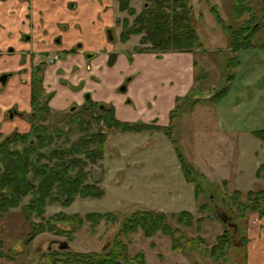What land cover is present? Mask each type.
Here are the masks:
<instances>
[{
  "label": "rangeland",
  "instance_id": "obj_1",
  "mask_svg": "<svg viewBox=\"0 0 264 264\" xmlns=\"http://www.w3.org/2000/svg\"><path fill=\"white\" fill-rule=\"evenodd\" d=\"M88 1L87 9L92 3V0ZM146 1L130 0V4L140 12ZM208 1L217 4L223 18L235 27L248 17L247 13L240 20L233 16L234 0ZM97 3L101 4L102 0ZM193 5L197 28L205 43L202 49L190 52L158 54L140 50V35L131 36L129 45L124 46L118 37L115 41H108L103 31L104 13L93 19L95 23L87 20L86 34L97 36L102 49L111 48V53L118 52L117 64L124 65L122 57L125 56L129 66L140 73L136 82L129 79L132 75L125 74L124 81L116 86L117 93H113L108 86L117 80L118 75L113 67L116 63L109 66L108 59L100 67L103 70L104 66V71L96 72L97 82L91 83H102L106 100L101 102L112 105L120 121L135 125L155 124V127L127 132L104 127L108 137L104 157L96 163L88 159L89 164L84 168L88 172L86 182L103 189V195L96 198L77 196L68 207L51 203L42 218H35V221H47L56 213L85 216L91 212H112L118 216V221L106 223L103 220L97 226L85 221L73 232L71 224L57 222L58 232L44 231L27 242L31 225L24 218L21 206L12 208L0 214V264H51L52 259L63 257L67 251L101 252L109 245L123 220L139 209L164 211L169 216L188 210L195 217L192 227L180 225L170 218L173 225L180 227L182 235L194 239L189 242L188 249L174 250L171 238L161 232L151 238L145 237L141 231L130 234L126 239L130 255L143 252L147 264H248L249 259L257 261L258 235L264 216L252 211L248 212L246 220L249 238L246 247L240 246L241 236L235 234L225 260H214L208 250L226 225L232 228L229 224L238 223L233 220L229 205L221 202L223 192L232 193L239 189L243 192L241 200L245 202L247 191L264 189V179L256 177L257 168L264 163V143L251 135L252 130L264 128V118L261 117L264 115V47H260L264 27L257 36L256 47L234 52L229 36L212 14L208 2L194 0ZM252 5L260 13L262 5L256 2ZM125 18L130 19L128 12L120 11L117 23L118 19L123 21ZM120 30V27L114 29L113 36L119 35ZM186 57L189 62L183 61ZM233 57L240 59L238 67L229 65ZM230 75L233 78L228 81ZM194 76L192 97H209L228 83L230 88L221 101L185 103L171 117V110L177 104L175 99L180 97L182 100L190 93ZM171 82L175 87H170ZM4 89L2 86L0 92ZM94 90L86 86L81 96L84 103L89 99L97 101ZM10 112L6 118L10 117ZM73 117L71 113L58 115V111H52L47 123L52 127L64 126L66 131L52 136L51 147L69 146L80 137L74 128L68 131ZM19 119L29 122L22 116L12 122ZM177 149L195 170L220 184L221 191L203 181L196 197V187L186 177ZM224 180L228 181L227 185L223 184ZM27 201L28 198L23 203ZM51 222L55 220L51 219ZM62 242L68 243L69 248L60 249Z\"/></svg>",
  "mask_w": 264,
  "mask_h": 264
},
{
  "label": "trees",
  "instance_id": "obj_2",
  "mask_svg": "<svg viewBox=\"0 0 264 264\" xmlns=\"http://www.w3.org/2000/svg\"><path fill=\"white\" fill-rule=\"evenodd\" d=\"M210 10L223 31L229 36L231 48L234 52L250 50L256 47L257 36L264 27V0H234L232 14L240 20L247 13L248 17L235 27L227 23L219 11L217 4L209 3ZM252 2L261 4L260 13L254 10ZM260 2V3H259ZM120 9L134 16L132 20L125 18L122 21L120 40L128 41L133 35H140V50H149L158 54L178 51H197L204 47V40L199 34L196 22L194 0H147L140 12L131 6L130 0H119ZM199 17H202L200 14ZM264 47V39L260 44ZM238 57L229 61L230 66L238 67ZM44 65L38 64L33 70L31 86V111L25 113L31 128L26 133L14 132L0 142V214L12 208L21 206L24 218L31 225L28 240L32 241L44 231L58 232L57 222L69 223L71 231L81 227L85 221L97 226L101 221L114 223L118 216L112 212H91L82 216L78 213H56L47 221H35L42 218L45 208L51 203H59L68 207L74 203L77 196L101 197L103 189L87 183L88 172L84 170L88 159L96 163L104 157L107 135L104 127L121 130L153 129L154 125L139 123L138 125L123 122L116 118L112 105L90 101L83 107L73 109V119L69 123V130L74 128L80 137L67 146H52L54 135H61L66 131L64 126H50L47 121L52 115L49 105V96L43 87ZM233 75L228 77V81ZM230 88V83L215 91L209 97L191 96V92L182 100L177 97V104L171 111L172 116L185 103L211 100L218 102L223 99ZM83 110L81 111V109ZM89 115V116H87ZM170 128V127H169ZM168 128V129H169ZM264 143V128L252 132ZM180 165L191 183L196 187V197L200 194L202 182H206L216 191H221V185L214 183L199 170H195L180 150H176ZM256 177L264 179V163L256 170ZM227 180L223 181L227 185ZM243 192L239 189L232 193L223 192L222 203L229 205V212L233 216L232 228L226 225L222 234L209 248L210 256L218 261L225 260L233 244L235 234L241 236L240 246L246 247L249 238L246 235V220L248 212H256L264 216V189L249 190L245 194V202L241 200ZM28 198L26 203L23 201ZM173 218L180 225L192 227L195 223L194 215L188 210L174 212L169 216L164 211L155 209H139L126 217L113 236L109 245L101 252H72L63 253V257L52 259L51 264H147L145 254L138 252L134 256L129 253L126 239L130 234L141 231L145 237L151 238L161 232L171 238L174 250L188 249L189 242L194 241L182 235L180 227L171 223ZM240 220H244L241 222ZM199 221V220H198ZM55 254V253H54Z\"/></svg>",
  "mask_w": 264,
  "mask_h": 264
},
{
  "label": "crops",
  "instance_id": "obj_3",
  "mask_svg": "<svg viewBox=\"0 0 264 264\" xmlns=\"http://www.w3.org/2000/svg\"><path fill=\"white\" fill-rule=\"evenodd\" d=\"M89 2L88 0H0V75L2 73L11 75L7 83H0V89L2 86L5 87L4 92H0V132L8 133L15 129L19 132L30 130L29 122L20 119L12 122V120L21 117L18 112L31 110L33 62L40 60L42 56L40 57L39 53L47 50L71 49L81 44L76 52L45 67L44 85L48 92H53L50 105L54 110H68L70 107L83 105L81 96L86 86L95 89L97 101L94 102L102 103V100H106L102 83L99 82L98 85L91 83L97 82L96 72L104 71V66L103 70L100 67L109 59L108 56L112 50L111 48L102 49L97 36L89 37L86 34L85 26L87 20L95 23L93 19L98 14L101 16L104 13L106 22L103 24L105 28L103 31L108 39L106 29L111 28L113 32L114 29L120 27L117 23V16L121 10L119 0H102L101 4L97 3V0H92L87 9L86 5ZM120 33L114 36L113 41L117 37L120 40ZM58 34L63 37L61 43L57 45L54 43V38ZM131 39L123 42L124 46L129 45L128 42ZM103 41L105 44L104 37ZM108 41L111 40L108 39ZM88 52L93 53L92 58L87 57ZM32 53L38 55L34 60L31 57ZM116 55L118 56V52ZM122 58L124 65L117 64L116 59L114 62L116 64L111 65L118 75L117 80L108 86L113 93H117L116 86L124 81L125 74L132 75L129 79H135L134 82L140 75L136 73V69L129 66L125 56ZM183 61L189 62V57L183 58ZM141 81L146 83L145 80ZM195 82L194 76L190 91L192 93ZM171 86L175 87L173 82ZM122 104L126 105L124 102ZM13 108H16L17 114L6 118V112ZM129 108L131 107L128 106ZM261 117L264 118V115ZM252 132L253 130L251 135H254ZM258 236L260 244L258 259L257 261L249 259L248 264H264V217Z\"/></svg>",
  "mask_w": 264,
  "mask_h": 264
},
{
  "label": "flooded vegetation",
  "instance_id": "obj_4",
  "mask_svg": "<svg viewBox=\"0 0 264 264\" xmlns=\"http://www.w3.org/2000/svg\"><path fill=\"white\" fill-rule=\"evenodd\" d=\"M119 7H120V3H119ZM120 10H121V9H120ZM121 11H122V10H121ZM126 12H127V11H126ZM129 18H130V20H132V19L134 18V16L129 15ZM118 23H119V25H120V27H121V31H122V20L118 19ZM120 34H121V33H120ZM62 37H63V36H62L61 34L56 35L55 38H54V43L57 44V45H58L59 43H61V39H62ZM79 47H81V44H79V46L76 45L75 47H72L71 49H65V48H61V49H58V50L52 49V50H47V51H45L44 53H39V56H40V57L42 56V58H41L40 60H37V61L33 62L32 75H31V86H32V80H33V70H34V68H35L38 64L42 63V64L44 65V70H45V67H46L47 65L55 64L57 61L66 58L67 55H69L70 53H74V52H76V51L78 50ZM31 57H32V59L34 60L35 57H38V55H37L36 53H32V54H31ZM36 63H37V64H36ZM35 64H36V65H35ZM44 70H43V72H42V74H43V87L45 86V85H44ZM5 75H7V79H6L5 82H3V81L0 80V83H1V84H5V83H7L9 77L11 76L10 73H2V74L0 75V79H1L3 76H5ZM44 91H45V93L49 96V105H50L51 98L53 97V92H48V91L46 90L45 87H44ZM30 104H31V97H30ZM84 104H85V103H84ZM81 106H82V105H80V106L77 105V106L70 107L68 110L58 111V115L69 114V113H71V112L73 111V109H76V108L78 109V108H80ZM50 107H51V105H50ZM31 109H32V108H31ZM51 109H52V111L54 110L52 107H51ZM9 111H11L12 114L14 113V115L17 114V113H16V112H17L16 108H13V109L8 110V111L6 112V114H7ZM11 112H10V113H11ZM18 113H19L18 115H20V116H22V117H25V113H28V112H18ZM6 114H5V115H6ZM16 131L19 132V131L16 130V129H15V130H12V131H10V132H8V133L0 132V142H2L5 138H7V136L13 134V133L16 132ZM1 256H2V254L0 253V257H1Z\"/></svg>",
  "mask_w": 264,
  "mask_h": 264
},
{
  "label": "water",
  "instance_id": "obj_5",
  "mask_svg": "<svg viewBox=\"0 0 264 264\" xmlns=\"http://www.w3.org/2000/svg\"><path fill=\"white\" fill-rule=\"evenodd\" d=\"M107 35H108V39L113 41L114 40V36H113V33H112V29L111 28H108L107 29ZM93 54H87V57H92ZM116 53H111L110 56H109V65H113L114 62H115V59H116ZM7 79V75L3 76L0 80L5 82ZM14 114L10 113V117H13ZM224 221H226V219H224ZM69 248V244L66 243V242H62L61 245H60V249H68Z\"/></svg>",
  "mask_w": 264,
  "mask_h": 264
}]
</instances>
